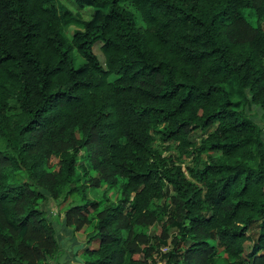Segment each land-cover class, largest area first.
<instances>
[{
  "label": "trees",
  "instance_id": "obj_1",
  "mask_svg": "<svg viewBox=\"0 0 264 264\" xmlns=\"http://www.w3.org/2000/svg\"><path fill=\"white\" fill-rule=\"evenodd\" d=\"M74 2L0 0V264L56 261L47 199L76 264H264V0Z\"/></svg>",
  "mask_w": 264,
  "mask_h": 264
},
{
  "label": "rangeland",
  "instance_id": "obj_2",
  "mask_svg": "<svg viewBox=\"0 0 264 264\" xmlns=\"http://www.w3.org/2000/svg\"><path fill=\"white\" fill-rule=\"evenodd\" d=\"M59 4L64 6L69 12L72 14L79 15L83 20H89L91 15L90 10L83 9L78 10L74 0H57ZM77 31V27L71 25L64 28V33L66 37L70 40L75 32ZM101 44L96 43L93 47V52L97 56L99 62L104 65V58L100 51ZM79 60H77L76 65H78ZM246 112L250 118V120L258 125L263 130L264 135V115L260 108L256 106L250 105L247 107ZM211 129L208 133L212 132ZM205 138V133H194L191 136V141L199 145L201 139ZM154 148L165 158H170L172 161L176 162L178 166H181L182 170L185 171L186 175L189 173V169L195 170L200 169V165H195L192 158H180L177 144L170 141L167 143L161 142L157 140L154 144ZM206 157L203 156L202 160H205ZM103 196H107L108 198H112L113 192H106L105 188L99 190H89L87 191L86 198L89 201H99L103 198ZM71 204V200L67 201H53L47 199L40 203V208L45 212L46 218L49 222H51L56 229L57 232V241L59 244V251L57 255L56 261L53 264H76L79 262V258L86 244V234L84 231L74 232L71 228L65 225V213L64 210ZM255 231V229H254ZM98 243H93L91 248H96ZM248 246H250L248 244ZM52 263V262H51ZM158 264H163L160 260H158Z\"/></svg>",
  "mask_w": 264,
  "mask_h": 264
},
{
  "label": "built area",
  "instance_id": "obj_3",
  "mask_svg": "<svg viewBox=\"0 0 264 264\" xmlns=\"http://www.w3.org/2000/svg\"><path fill=\"white\" fill-rule=\"evenodd\" d=\"M162 252H166V249H162Z\"/></svg>",
  "mask_w": 264,
  "mask_h": 264
}]
</instances>
